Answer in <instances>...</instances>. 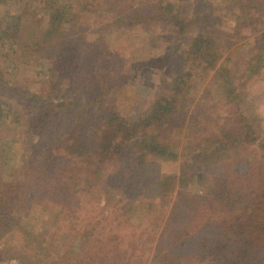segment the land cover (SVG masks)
Segmentation results:
<instances>
[{
  "label": "trees",
  "instance_id": "trees-1",
  "mask_svg": "<svg viewBox=\"0 0 264 264\" xmlns=\"http://www.w3.org/2000/svg\"><path fill=\"white\" fill-rule=\"evenodd\" d=\"M45 1L54 11L48 42H21L20 16L0 13L1 56L34 49L49 59L64 58L62 47L72 35L66 24H72L76 12L83 11L127 28H145L161 19L171 24L179 36H185L187 43L176 72L141 113L123 115L108 93H103L84 104L69 100L73 114L67 122L59 119L66 111L56 110L64 104L57 102L58 96L31 94L27 104L35 109L33 120L38 123L40 165L33 173L25 174L23 181L1 184L0 209L12 210L9 207L15 193L25 191L47 198L51 194L47 200L59 210L61 223L55 232H65L63 237L71 241L64 248L63 240L55 244L53 239L18 224L23 243L14 255L28 262L39 260L40 264H148L154 235L140 236L134 245L133 241L129 244L128 234L123 231L140 223L151 207H156L169 212L163 227L169 231L153 264H264V141L260 140L256 116L244 110L246 100L236 73L228 60H223L224 38L218 30H208L198 16L190 17L173 0H145L153 9L150 15L127 10L124 4L133 0L75 1L68 9L53 7L54 0ZM257 1L234 0L239 8L238 14L234 11L236 20L247 15V6ZM263 49L264 44L249 61L248 77L259 71ZM212 70L219 81L223 113L212 118L215 123L210 130L188 127L191 136L186 134L182 141L180 132L192 104L193 82ZM3 71L0 63V111L1 103L12 106L10 99L2 100L1 90L7 85ZM210 117L208 114L207 121ZM194 137L198 144L192 150ZM181 158H186L193 171L196 163L202 166V177L206 184L209 182L206 192L197 201H174L179 180L178 174L170 170L162 172L155 197L148 199L140 190L148 181L145 173L156 163ZM217 184L224 186L211 187ZM87 193L113 204L112 213L79 221L75 206L81 207L82 196ZM171 221L174 224L170 228Z\"/></svg>",
  "mask_w": 264,
  "mask_h": 264
},
{
  "label": "rangeland",
  "instance_id": "rangeland-1",
  "mask_svg": "<svg viewBox=\"0 0 264 264\" xmlns=\"http://www.w3.org/2000/svg\"><path fill=\"white\" fill-rule=\"evenodd\" d=\"M75 1L90 0H54L53 7L68 9ZM173 1L190 17L198 16L208 30L217 29V34L224 38L223 60H228L231 69L236 73L237 82L242 85L240 89L246 100L244 110L256 116L260 140L264 141V49L261 50L259 71L251 77L246 72L249 61L264 44V0L248 5L250 9L247 10V15H242L239 21L235 15L239 13V8L234 0ZM149 3L145 0H133L124 6H127V10L134 9L139 14L150 15L153 9ZM234 11L237 13L234 14ZM4 12L20 16L21 42H38L39 45L48 42L47 31L54 14L48 7V1L0 0V13ZM76 13L77 17L72 24H66L72 30V35L62 47L64 58L49 59L34 49H19L10 54V57L0 55V63L4 67L2 75L7 81V85L1 90L2 100L12 101L10 107L1 103L0 186L8 180L23 181L25 174L33 173L40 165L38 123L33 120L35 109L27 104L32 93L41 94L44 98L58 96L57 102L64 104L56 106V110L66 111V114L58 113L59 119L67 122L73 114V105L67 103L69 100H80L78 104H84L103 93H108L109 99H113L123 115L141 113L150 106L165 81L170 80L184 56L187 43L183 40L185 36H179L171 24L161 19L145 28H127L113 25L109 18H101L90 11ZM191 94L192 104L180 132L182 141L189 132L188 127L210 130L215 123L212 118L223 113L221 89L215 70L196 78ZM58 114L55 115L56 118ZM208 114L211 116L209 121ZM197 142L198 139L194 137L192 150ZM195 167L197 169L193 171L186 158L176 162L156 163L145 173L148 181L141 185L143 189L140 190L145 191L148 199H153L162 172L173 170L180 181L174 201L178 202L183 198L197 201L200 194L206 192L209 182L206 184L202 177V166L196 163ZM223 186L224 184H217L211 187ZM26 193L23 191L14 194L13 205L9 207L12 208L11 211L0 209V252L9 253L7 256L0 255V264H40L39 260L28 262L14 255L15 252H20L23 243V231L17 227L18 224L30 228L35 234L53 239L55 244L63 240L64 248L71 241V238L63 237L65 232H55L58 230L57 224L59 226L61 223L59 210L52 206L53 202L47 200L52 195L47 198ZM82 197L81 207L75 206L79 212L77 210L74 213L81 222L82 217L88 218L87 222L92 218L96 220L107 216L114 210L113 204L98 201L95 194L87 193ZM168 213L151 207L145 219L123 231L128 234L129 244L133 241L134 245L136 241L139 242L140 236L145 238L148 234L154 235L148 264L157 262L165 246L169 228L165 230L163 227ZM155 216L159 217L158 220ZM173 224L171 221L170 228Z\"/></svg>",
  "mask_w": 264,
  "mask_h": 264
}]
</instances>
